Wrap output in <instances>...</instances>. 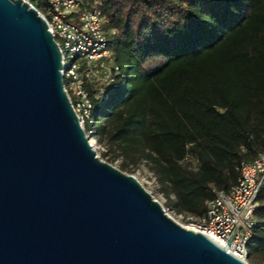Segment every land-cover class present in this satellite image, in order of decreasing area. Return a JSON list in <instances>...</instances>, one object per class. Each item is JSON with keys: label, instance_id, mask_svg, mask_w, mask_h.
<instances>
[{"label": "trees", "instance_id": "obj_1", "mask_svg": "<svg viewBox=\"0 0 264 264\" xmlns=\"http://www.w3.org/2000/svg\"><path fill=\"white\" fill-rule=\"evenodd\" d=\"M81 1L115 30L119 70L85 132L121 170L145 162L176 214L201 218L264 153V0ZM254 219L246 262L264 264V187Z\"/></svg>", "mask_w": 264, "mask_h": 264}, {"label": "water", "instance_id": "obj_2", "mask_svg": "<svg viewBox=\"0 0 264 264\" xmlns=\"http://www.w3.org/2000/svg\"><path fill=\"white\" fill-rule=\"evenodd\" d=\"M43 18L0 0V264H247L102 161Z\"/></svg>", "mask_w": 264, "mask_h": 264}, {"label": "built area", "instance_id": "obj_3", "mask_svg": "<svg viewBox=\"0 0 264 264\" xmlns=\"http://www.w3.org/2000/svg\"><path fill=\"white\" fill-rule=\"evenodd\" d=\"M44 19L61 54L64 90L80 126L93 124V100L102 102L119 70L109 44L114 29L95 5L81 0H22ZM88 135L90 132H85ZM264 187V153L242 162L228 192L213 191L206 212L189 225L246 262L247 242L255 224L257 196ZM188 229V228H187ZM247 263V262H246Z\"/></svg>", "mask_w": 264, "mask_h": 264}, {"label": "rangeland", "instance_id": "obj_4", "mask_svg": "<svg viewBox=\"0 0 264 264\" xmlns=\"http://www.w3.org/2000/svg\"><path fill=\"white\" fill-rule=\"evenodd\" d=\"M89 137V141L93 146V149L96 155L104 162L110 164L114 168L120 170L126 175H130L136 178V180L140 183V185L152 196L154 200L160 203L165 212L170 216L176 223L181 225L184 228H189L190 223L194 220L189 217H185L183 215L176 214L172 209L168 208L166 205V198L163 193L160 191V187L157 183L155 176L149 170L148 165L143 162L137 167H133L129 165L126 169L121 170L122 160L121 158H117L112 161L111 156L112 153H109L106 147V144L100 142L97 138H95L92 133L87 135ZM106 153V156L103 154ZM173 199V197H171ZM247 264H249L247 262ZM259 264V263H256Z\"/></svg>", "mask_w": 264, "mask_h": 264}, {"label": "bare ground", "instance_id": "obj_5", "mask_svg": "<svg viewBox=\"0 0 264 264\" xmlns=\"http://www.w3.org/2000/svg\"><path fill=\"white\" fill-rule=\"evenodd\" d=\"M188 228V227H187ZM188 229H190V228H188Z\"/></svg>", "mask_w": 264, "mask_h": 264}]
</instances>
